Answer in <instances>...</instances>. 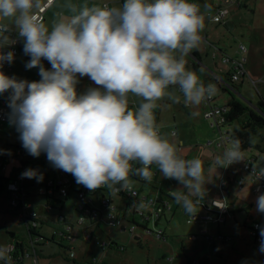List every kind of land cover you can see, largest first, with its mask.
I'll use <instances>...</instances> for the list:
<instances>
[{"label":"clouds","instance_id":"1","mask_svg":"<svg viewBox=\"0 0 264 264\" xmlns=\"http://www.w3.org/2000/svg\"><path fill=\"white\" fill-rule=\"evenodd\" d=\"M39 7L41 0H0V68L14 60L12 51H2L16 43L8 35L12 28L6 21H11L31 57L26 68L38 67L41 76L29 82L0 71V94L10 90V123L23 148L33 157L46 153L54 168L72 174L91 191L105 186L114 193L131 191L130 177L150 183L155 165L164 178L183 186L169 194L194 217L207 194L203 161L184 158L160 134L153 110L165 97L180 102L171 86L179 87L186 105H199L216 92L214 84L205 85L186 68L184 58L202 40L205 13L200 6L189 0H124L120 7L85 4L79 9L69 5L73 15L62 16L51 29L35 17L33 10ZM78 75L100 87L78 94ZM129 93L143 100L136 110L128 106ZM244 160L240 140L227 139L213 164L227 168ZM134 163L141 166L134 168ZM21 175L37 182L44 178L31 168ZM253 175L264 177V168L257 172L253 167ZM256 209L264 213V194L257 197ZM260 237L264 252V226ZM0 261L12 264L4 250Z\"/></svg>","mask_w":264,"mask_h":264},{"label":"rangeland","instance_id":"2","mask_svg":"<svg viewBox=\"0 0 264 264\" xmlns=\"http://www.w3.org/2000/svg\"><path fill=\"white\" fill-rule=\"evenodd\" d=\"M83 1L85 2H80L81 6L87 5V3L91 4L89 7L94 6V3L86 0ZM122 1L112 0L111 7L122 6ZM189 1L198 4L202 9L204 8L200 0ZM208 1L205 0L206 3ZM244 1L247 3V7L245 6L241 9L234 6L229 7V13L225 18V23L231 22L233 24L234 28L231 30L227 29L225 23L218 24L209 19L208 14H214L212 9L207 11V13L205 11V25L208 24V27L207 29L204 27L201 34L208 35V42L214 44L218 50L221 49L224 53L228 52L230 55L237 56L239 60L246 58V62L244 63L245 68L248 74L257 82L255 85H252L248 80L239 83L237 88L241 95L236 91H232V93L222 91L214 83L216 86V92L214 94L217 97L216 103L218 102L219 104L228 106V102L236 99L241 101L245 106L261 113L256 108L260 101H264V0ZM241 43L247 48L245 55H242L239 51ZM204 47L206 49L202 53V62L205 66L206 64L211 65L214 48L205 42L201 43L197 48H202L203 50ZM24 57V66H26L30 59L27 56ZM185 57L187 58L189 56L187 55ZM20 58L16 59L18 61H15L14 65L20 61ZM42 63L45 69L51 70L49 69L47 60L42 61ZM21 71L22 68H20ZM16 79L27 80L29 82L39 81L41 79L39 68H31L25 78L21 77L20 79L16 77ZM169 91L180 96L176 88L171 90L170 87ZM128 100L132 106L130 107L132 110L138 109L133 103L141 104L143 102L141 97L131 93H129ZM185 105L183 97H181L180 102H173L171 99L165 97L157 101V107L154 108L153 114L154 118L155 113L161 114L159 126L162 132L169 127L170 131L178 132L177 140L183 141L184 148L182 155H188L189 159L199 157L203 161L204 177L207 180L204 185L207 193L205 199L209 200V203L227 199L230 203V216L227 218L226 224L221 228L222 234L228 239H226V242H223L218 238L219 250L216 248L210 250L209 247H203V243L200 241L197 243L190 242L188 237L192 230H195V225H189L187 223L189 215L185 213L182 206L176 203L175 200L171 201L173 211H169V214L162 218L160 225H157V219L154 216L150 220H147L140 214H134L132 210L120 205L119 202L118 207L120 208V214L123 215V226H111L106 223L102 225L101 231L98 232V235L102 239L114 241L119 248L112 246L104 250L93 241L87 242L84 239V232L76 226L73 234L78 240L72 244L70 243V247L65 245L66 248H62L50 243H40L38 245L39 257L42 264H195L196 262H208L207 264H212V261L214 264H264V254L256 253L253 250L248 229L253 225L254 221L260 218V213L256 209V200L259 195L264 194V191L256 194L254 189L255 184L251 182L245 183L242 188L239 182L245 173L238 166H231L228 173H226L227 168L217 169L214 166V156L222 154L225 148L224 146H220L219 130L216 126L212 125V120L205 118L207 109L202 102L197 108L196 105H192L195 107L192 109L194 112L199 111L195 117L189 112L191 109H187ZM161 111L163 112L161 113ZM175 116L176 121L174 120ZM245 119L246 117L244 116L233 125L225 126L223 132H234ZM176 122L177 125H175ZM5 131L9 134V137L3 138L4 145L0 146V148L7 156L13 154L16 157L15 149L6 146V144L22 146L19 133L13 123H8L5 126ZM167 134L169 135V133ZM210 142L212 143L210 144ZM254 143L255 145L261 144L264 147V128L259 130L258 135L254 139ZM255 153H258L256 148L252 149V152L250 151L249 154ZM209 159H211L210 168L205 163ZM24 161L27 167L26 169L21 168V173L30 168L36 170L40 168L41 171L44 169L41 161L30 162L27 155H25ZM16 164L17 160L8 163L6 174L9 175ZM155 168L156 166L154 167V171ZM50 175L54 176V173L51 172ZM223 177L226 180L230 179L232 181L226 187L227 191L224 192L220 186ZM161 181L163 184H170L168 180L162 177ZM132 182L133 186L138 188L144 195L150 192V190H153L135 180H132ZM152 182H154L153 178ZM172 184H177L176 187H183L178 181L173 180ZM74 186L71 188L69 198L58 194L57 200L65 204L62 212H49V209L46 207L47 198L39 195L37 189L34 188L32 190L33 197L29 198V202L35 204L38 212H41L42 208H45V211L49 212L53 219V221H50V229H39L40 236L51 239L55 229L62 230V227L67 229V227H64L56 221L57 219H61L60 215H63L67 219V222L71 224L76 225L78 223L80 217L76 214L78 199L75 192L79 188V184ZM68 188L70 189V186ZM117 198L118 200L121 199L120 197ZM7 208V201H1L0 244L8 243L11 240L9 233L14 232L18 239L23 240L29 246L31 237L26 226L20 223L19 219L13 213L7 212ZM144 208L139 211L142 212L144 210L146 214H149V211ZM133 219L135 222H133ZM133 225L136 226L135 232L130 230ZM218 228L217 224L210 226L212 232H216ZM161 230L165 232L166 238L164 236L163 238H159ZM58 241L61 242L62 240L58 239ZM70 248H73L72 251L76 254L75 259L69 258Z\"/></svg>","mask_w":264,"mask_h":264},{"label":"built area","instance_id":"3","mask_svg":"<svg viewBox=\"0 0 264 264\" xmlns=\"http://www.w3.org/2000/svg\"><path fill=\"white\" fill-rule=\"evenodd\" d=\"M55 1L56 0H43V2L41 3V7L33 10L35 17L40 22L45 24L46 15L49 9L55 3ZM232 5H241V0H225L222 6L218 7L217 9L215 8L214 14L208 15L209 19L215 23L224 24L225 18L229 13V7ZM107 6L111 7V4H108ZM8 35L10 36V39L15 40L16 43L5 47L2 51L4 53H7L8 51H12L14 53V60L12 63L5 62L3 64V67L0 68V71H2L5 75L11 77L10 73L12 71V65L14 64L16 59L22 53H24L23 50L24 40L23 38L18 36L15 27L12 28V30L8 33ZM201 37L202 40H206V37L204 38L203 35H201ZM239 50L242 54L247 53V48L244 44L240 45ZM214 57H216V54H214ZM42 61L45 60L42 59ZM245 62H246V58H244L243 61H240L237 59H233L232 57L225 56L224 64L228 66V70H227L228 77L226 79H221V80L222 83L226 86V90L236 91L237 88L235 86L241 82H244L245 80L250 81L252 85H255L257 83L248 74L245 68V64H244ZM48 66L49 69H51L52 66L50 63H48ZM174 87H176V89L179 91L178 86H174ZM76 91L79 94L80 90L76 89ZM179 93L181 92L179 91ZM202 103L207 108L205 112V117L207 119L212 120L213 125L216 126L219 130L220 146L225 147V141L227 139H235L234 132H226V133L223 132V128L225 126L233 125L232 123L228 125V119L226 117L227 113L230 111L229 106L216 105L214 95L205 99ZM8 104H9V94L7 92L0 94V134L6 132L4 127L8 123H10L11 109L9 108ZM25 155H27L29 159L37 158V157H33L29 155L28 152L24 150V148L17 151L18 157L16 158L20 163V165H22V168L26 169L27 166L24 164ZM251 156H249L247 160L234 163L229 167H227L226 173L229 172L231 166L234 165L238 166L245 173V175H243L241 181L239 182L241 187H243L245 183L251 182L255 184L254 186L255 193L259 194L264 191V177L257 178L256 175H253V167L257 169V172H259V170L264 167L260 165L261 164L260 159H256L252 154ZM8 158L9 157H6L5 155H3L2 158H0V169L2 171H5V169L7 168L6 160ZM45 160H46L45 165H43L44 169H42L41 171V169L38 168V172L42 173L44 177L42 182H37L35 178L29 179L26 177H22L21 175L22 173L20 172L14 175V177L8 184L7 189L5 190L6 192L5 200L8 203L7 212L13 213V215H15L19 219L20 223L26 226L27 231L31 237V243L29 246L23 240L20 239H16L15 241L12 240L6 244H0V250H4L7 255L11 256L12 264H41L38 245L42 243V241L44 240L42 236H40L39 229H42L45 223V217L36 210H34L33 209L34 205L32 203H29V197L32 195L31 191L35 188L37 189L39 195L46 196L51 202V204L50 205L47 204L46 207L48 209L49 208L51 209L53 206H57L58 194L60 196L68 198L71 194V188L74 187L75 178L73 177L72 174L54 168L53 165L48 161V159ZM133 167L134 168L137 167L136 163L133 164ZM51 172L54 173V176L50 175ZM230 181L229 179L226 180V178L223 177L220 183L221 190L226 189V187L231 183ZM68 186H70V189L68 188ZM101 188H107V187L105 186ZM95 191H91L85 188L83 185H80V189H77L75 192L77 194V199H78L77 209L80 214L79 216L80 219L78 221L77 226L83 231L89 228L90 226L89 223L91 219L96 220L101 212L100 209H98L92 204L93 198L91 196L94 195ZM111 192L113 194L123 195L128 197L130 200H132L130 203L132 208H134L137 213H140L139 209L136 208L137 205L136 199L141 198L139 191L132 188L131 191L122 190L114 193L111 190ZM217 203L224 207L221 208V207L213 206L214 207L213 215H207L204 217L195 215L194 217H191L189 220L190 222L199 219L204 220L205 228L202 235L205 239L208 240L213 239V237H211L210 235L209 224L225 223L227 218L230 216V203L226 199H224L223 201H219ZM109 205L111 206L110 203H104L103 206L107 207ZM160 211H158L157 213L158 217H160L161 215ZM108 219L110 224L114 226H122V220L119 219L114 213H110L108 215ZM60 220L65 223L68 231L73 230L72 226L70 224H67L66 219L64 217H61ZM261 226H264V213H261L259 220L254 221L253 225L249 228V236L252 239L253 250L256 253L264 254V252L260 251ZM68 238L71 241L74 240V237L71 238V236H68ZM199 238L200 237L198 235H192L191 237H189V240L197 241ZM85 240L86 241L92 240L91 235L90 234L85 235ZM105 245L108 246V243L103 242L102 246ZM69 258L71 259L76 258V254L74 251L71 250L69 254ZM0 263L3 264V261H0ZM195 264H207V263L196 262Z\"/></svg>","mask_w":264,"mask_h":264},{"label":"crops","instance_id":"4","mask_svg":"<svg viewBox=\"0 0 264 264\" xmlns=\"http://www.w3.org/2000/svg\"><path fill=\"white\" fill-rule=\"evenodd\" d=\"M86 1L94 3L93 5H96V6H104V5H108V4L112 3L111 2L112 0H86ZM200 1L203 3L204 6L208 5V6H210V9L215 11V8L217 9L218 7L222 6V4L224 3L225 0H209L207 3L205 2V0H200ZM42 2H43V0H41V3ZM80 2H85V1H83V0H56L55 3L53 4V6L49 9V11H48V13L46 15L45 25H47L49 27V29H51L53 23L55 21H57L58 19H60L62 16L63 17H70L71 15H73V13L70 11L69 5H74V6L77 7V9H79L81 7V5H80L81 3ZM123 2H124V0L122 1V3ZM101 3H103V4H101ZM87 5L89 6L91 4L87 3ZM232 6L241 9V8H244L245 6L247 7V3H245L244 0H241V5H232ZM201 11L205 12V7L203 9L201 8ZM205 13H207V11ZM6 23H8L11 28H14V25L12 24L11 21H6ZM227 23H230V25L234 28V26H233V24L231 22H227ZM205 27L207 29L208 24H206ZM203 36H204V38L206 37V40H201V43H203V42L208 43V44H210V46H212L214 48L213 55H212L213 58H212V61H211L212 64L211 65H207L205 63L206 64V66H205L204 63L202 62V58H203L202 57V53H203V51H205L206 47H204L203 50H202V48H195L188 54L189 57H187V58L184 57L185 61H186V68L188 70H192V71L196 72V74L198 75L200 80L205 85H208L209 83H211V84L215 83L219 89L224 91V90H226V86L222 83L221 79H226L228 77L227 76L228 66L226 64H224V58H225V56H229V57H232L233 59H237V60H239V59H238L237 56L228 54V52L224 53L223 50H221V49L218 50L214 46V44H211L210 42H208V35H203ZM201 43L199 45H201ZM196 53L198 54V56H196ZM214 54H216V57H214ZM23 58H25V57L22 56L19 59L20 61L18 63H16L15 65L13 64L14 67L12 66V71L10 73L12 77H15V78L19 77L21 79V77L25 78V76L28 75L29 69L26 68V66H24ZM240 61H243V60H240ZM20 68H22L21 72H20ZM209 68L212 69V70H210ZM78 80H79V83L77 84L76 89L80 90L79 94H82V93L86 92L91 87H100V86L96 85L92 80H90V78L87 77V76L79 77V75H78ZM174 88H176V87L171 86V90L174 89ZM238 91L239 90L237 88L236 92L239 95H241ZM9 92H10V90H9ZM228 92H230V91H228ZM179 95L181 97H183L182 93H179ZM214 98H215V104L216 105L225 106L224 104H219L218 102L216 103V101H217L216 95L214 96ZM233 101H239V100L232 99L230 102L227 103L228 106ZM133 105L138 108L140 104L135 102V103H133ZM200 105H201V103H200ZM128 106H129V108L132 107L130 105V103H129V100H128ZM185 106H186L187 109H189V108L191 109V111H189V112H191V113L194 112L192 109H194L195 107H193L190 104L189 105H185ZM197 107H198V105H196V108ZM256 109L258 110V107ZM162 112L163 111H161V113ZM197 112H199V111L197 110ZM197 112H195V113H197ZM174 120L176 121V116L174 117ZM160 121H161V114L155 113V123H156V125L159 128L160 134L161 135L164 134V137H166L170 142L174 143L177 146V148L179 149L180 154L182 155V153H183L182 150L184 148L183 147V141L182 140H180V141L177 140L178 139V132L177 131H174V132L170 131V127L166 128L165 131L162 132L161 127L159 126ZM175 125H177V122H176ZM212 125H213V123H212ZM165 132L169 133V135L167 133H165ZM211 143L212 142H210V144ZM182 156L184 158H186V159H189L188 155H185V156L182 155ZM205 163H207V167L208 168L211 167L210 166L211 159L205 161ZM136 166L140 167L141 165L136 163ZM154 167H155V165L152 166L154 182L151 181L149 183V182H146V181H144L142 179H141L142 181H139V180L134 179L133 176H131L130 179L131 180H135V181L145 185L146 187H149V189L150 188L153 189V190H150V192L145 193V195H144L138 188H136L135 186L132 187L133 189L139 191V193L141 195V198L136 199L137 205H139L140 203H144L145 204V208L147 209V211H149V214H146L144 210L142 212L138 213V214H140L143 218L145 216H147L146 217L147 220H150V218L154 216V218L157 219V225H160L162 218L166 217V215L169 214L168 213L169 211H171V212L173 211V207H172L173 205H172L171 201L174 200V199L169 194V192L173 191V190H176V189H178L180 187H176L177 184H172V181L174 179L164 178L162 173L158 170L157 167L155 168V171H154ZM161 177L164 178L165 180H168V182L170 184H168V185L167 184H163L162 181H161ZM174 181H176V180H174ZM143 182H145V183H143ZM231 183H232V181H231ZM76 184L77 183H76V180H75L74 181V185H76ZM243 187H244V185H243ZM77 189H80V184H79V188H77ZM226 190H227V188H226ZM183 191H187V190L183 189ZM31 197H33V194L29 198H31ZM91 197L93 198L92 199V201H93L92 204L95 207H97L98 209L101 210L100 217L97 219V224L95 226L96 234L98 233V230H100L102 228L103 224L107 223V225L109 224V225L113 226L112 224L109 223V219H108V215L110 213H114L118 218L123 219L122 218L123 215L120 214V208L118 207V203L119 202H120V205L125 206L128 209L132 210L134 214L136 212L135 209L132 208V206L130 204L132 200H130L128 197L123 196V195L113 194L111 192V189H109L108 187L107 188H100V189L96 190L94 192V195H92ZM117 197H120L121 199L118 200ZM161 198H162V201L160 200ZM223 200L224 199H221L219 201H223ZM219 201H217V202H219ZM29 203H31V202H29ZM60 203L61 202L58 200L57 206H60ZM104 203H110L111 206L109 205L107 207H104L103 206ZM32 204L34 205L33 209L36 210L35 204L34 203H32ZM41 204H38V205H41ZM212 204H213V202L209 203V200H206L205 197H204L203 201L200 204L199 212L196 215L197 216H201V217H204V216H207V215H213L214 214V209H213L214 205H212ZM137 205H136V208L140 210V208H138ZM64 207H65V205H64ZM52 210L53 209L51 208L49 210V212H51ZM158 211L161 212L160 217L157 216ZM49 212H46L45 208H42V211L39 212V213L42 214L45 217V222L50 224V221L52 220V217H51L52 215L49 214ZM190 218L191 217L189 216L188 219H187V223L189 225H195L194 226L195 230H192V232L189 235V237H191L192 235H199V236L202 235V233L204 231V228H205L204 220L199 219V220L190 222L189 221ZM133 222H135L134 219H133ZM226 222L224 224H226ZM224 224H221V225L219 224L218 225L219 228H218V230L216 232L210 231V235H211V237H213L212 240H208L207 239L206 241H204L205 238L203 236H200L201 237L200 240H198V241H190V242L197 243V242L200 241V242L203 243V247H209L210 250L212 248H216L217 250H219V245H218V242H217L218 238H219V240H222L223 242H225L223 239L220 238V237H224V235L222 234V231H221V228H222V226ZM131 228H130V230H131ZM163 236H164V238H166L165 237V232L163 230H161V234L159 235V238H163ZM12 240H14V238H11V240H9V242L12 241ZM40 262H41V260H40ZM205 263H207V262H205ZM211 263L214 264L213 261Z\"/></svg>","mask_w":264,"mask_h":264},{"label":"trees","instance_id":"5","mask_svg":"<svg viewBox=\"0 0 264 264\" xmlns=\"http://www.w3.org/2000/svg\"><path fill=\"white\" fill-rule=\"evenodd\" d=\"M242 55H245V54H242ZM22 56H27V57H29V59H31L30 56L26 55L25 53H22L19 57H22ZM196 56H198L197 53H196ZM10 76H11V74H10ZM235 87L237 88V85ZM224 91L225 92H228L227 90H224ZM230 92L232 93V91H230ZM7 93L10 95V92H7ZM229 109H230V111L226 115V117L228 119V125L231 124V123L234 124L237 120H240L244 116L246 117L245 121H243L240 124V127L237 130L234 131V137H235V139H239L240 142H241L242 150L245 153V160H247L249 158V156H251L249 154L250 151L252 152V149L256 148L257 151H258V153L257 154L255 153V154H252V155L256 159H260L261 160L260 161V163H261L260 165L264 167V147H262L261 144L255 145V143H254V139L258 135L259 130L261 128H264V101L263 100L260 101L259 102V105H258V109L260 110L261 113H258L257 111L253 110L252 108H249L248 106H245L241 101H233V102H231L229 104ZM4 137H9V134L6 133V132L5 133L3 132V133L0 134V146L4 145V141H3V138ZM6 146L15 149L16 157H18L17 156V151L23 148L22 146H19V145H9V144H6ZM0 150H2V149L0 148ZM3 155H5L6 157H9L6 160L7 165L11 161L17 160V158L13 154H11L10 156H7L2 151H0V158H2ZM45 159H47L46 153H43L42 152L39 157H37V158H30L29 161L30 162L31 161H39V162L41 161L43 163V165H45V162H46ZM24 164L26 165V162L25 161H24ZM7 168H8V166H7ZM7 168L5 169V171H2L0 169V203H1V201L5 200V197H6L5 190L7 189L8 184L10 183V181L12 180V178L14 177V175L16 173H20V170L22 168V165H20V163L17 160V164H16L15 168L13 169V171L9 175L6 174L7 173ZM133 177L136 180L142 181L137 176H133ZM229 181H230V179H229ZM143 183H145V182H143ZM223 191H227V190L224 189ZM35 196H37V195H35ZM41 196H43V195H41ZM160 200L162 201V198ZM47 204L48 205L51 204V202H50V200L48 198H47ZM64 205H65L64 202H61L60 203V206H53L52 207V209H53L52 211L62 212L63 209H64ZM76 214H78L80 216L77 207H76ZM135 214H138V213L135 212ZM60 216L61 217H64L63 215H60ZM99 217H100V214H99ZM144 218L146 219V217H144ZM97 219L96 220L91 219V221L89 223L90 224L89 228L87 230H84V231L82 230L84 232V235H87V234H90L91 235L92 240H89V242L90 241L95 242L97 246L102 247L104 250L105 249H108L109 247H112V246H117L119 248V246L114 241H112V240H110V241L104 240V239L101 238V236L98 235V233L96 234L95 226L97 224ZM51 221H53V219ZM56 221L59 222L60 224H62L64 227H66L65 223L62 222L60 219H57ZM66 222H67V219H66ZM67 224H70L72 226V228H73L72 231H68L66 228H63V227H62V230L55 229L54 234H53V237L51 239H46V238H44V236L42 237L43 240H44V241H42V243H45V244L50 243V244H54V245H57V246L62 247V248H66L65 245H68L67 247H70L69 246L70 243L72 244L73 242H75L76 240H78L77 237L73 234V231L75 230V227L77 226L78 223L75 225L73 223L71 224V223L67 222ZM222 224H224V223H222ZM211 225H212V223L209 224V228H210ZM217 225H219V224H217ZM122 226H123V221H122ZM122 226H118V227H122ZM133 227H134V229H133ZM133 227L131 228V231L132 232H135L136 226L133 225ZM44 228H49L50 229V224L47 223V222H45L44 225H43V227H42V229H44ZM99 231H101V229L98 230V232ZM210 231H211V229H210ZM9 235L11 236V238L18 239L17 236H16V234L14 232H10ZM68 236H71V238L74 237V240L71 241L68 238ZM200 236H203V235H200ZM220 238L223 239L226 242V239H227L226 237H220ZM58 239H61L62 241L59 242ZM198 240H200V239H198ZM206 240L207 239H204V241H206ZM103 242L108 243V246L107 245L102 246V243ZM251 242H252V239H251ZM70 249L72 250L73 248H70ZM94 262H96V261L94 260Z\"/></svg>","mask_w":264,"mask_h":264},{"label":"water","instance_id":"6","mask_svg":"<svg viewBox=\"0 0 264 264\" xmlns=\"http://www.w3.org/2000/svg\"><path fill=\"white\" fill-rule=\"evenodd\" d=\"M225 26H226L227 29H229V30L233 29V27L230 25V23H225Z\"/></svg>","mask_w":264,"mask_h":264},{"label":"flooded vegetation","instance_id":"7","mask_svg":"<svg viewBox=\"0 0 264 264\" xmlns=\"http://www.w3.org/2000/svg\"><path fill=\"white\" fill-rule=\"evenodd\" d=\"M258 111H260V110L258 109Z\"/></svg>","mask_w":264,"mask_h":264}]
</instances>
